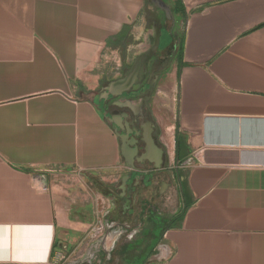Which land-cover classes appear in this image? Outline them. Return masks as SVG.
I'll return each mask as SVG.
<instances>
[{"label": "crops", "instance_id": "crops-1", "mask_svg": "<svg viewBox=\"0 0 264 264\" xmlns=\"http://www.w3.org/2000/svg\"><path fill=\"white\" fill-rule=\"evenodd\" d=\"M136 62L153 88L104 99ZM135 122L160 171L127 166ZM112 227L138 264H264V0H0V264Z\"/></svg>", "mask_w": 264, "mask_h": 264}, {"label": "water", "instance_id": "water-1", "mask_svg": "<svg viewBox=\"0 0 264 264\" xmlns=\"http://www.w3.org/2000/svg\"><path fill=\"white\" fill-rule=\"evenodd\" d=\"M162 9L168 15V8L161 3ZM168 17V16H167ZM160 42V31L155 28L154 42L151 51L154 52L159 47ZM140 65L138 62L126 73L125 77L112 83L111 86L106 88L105 98L107 97H120L123 94L127 95L133 86H136L140 79L137 78V71H140ZM142 77V74H139ZM123 116H109L110 120L117 118L121 121ZM116 124L115 132L120 129V133H116L120 139L121 152L124 160L128 167L132 170L135 169V163L142 165L145 162L152 164V170L157 172L162 168V155L163 150L160 149L153 137V128L150 122L137 125L136 122L133 124L124 123V127H121L118 123ZM139 172V171H138ZM128 180V176L124 177L121 184V190L124 191Z\"/></svg>", "mask_w": 264, "mask_h": 264}, {"label": "rangeland", "instance_id": "rangeland-1", "mask_svg": "<svg viewBox=\"0 0 264 264\" xmlns=\"http://www.w3.org/2000/svg\"><path fill=\"white\" fill-rule=\"evenodd\" d=\"M143 52L144 50L141 49V47H139L135 51V53L140 54H142ZM116 230L117 229H115V227H112L110 230L107 231L109 232L110 237L108 236L109 239L105 238L104 246H102L100 236L105 235L106 229H101V234L95 233V235L92 236L93 239H91V236L89 238H86V243L89 240H92V242L78 247L76 251L71 253L65 260L61 261L63 262L62 264H138L135 261L137 257L130 258L119 255L118 248L121 246L120 238L117 239L116 242L113 241L111 248H109ZM108 242L109 246H106Z\"/></svg>", "mask_w": 264, "mask_h": 264}, {"label": "flooded vegetation", "instance_id": "flooded-vegetation-1", "mask_svg": "<svg viewBox=\"0 0 264 264\" xmlns=\"http://www.w3.org/2000/svg\"><path fill=\"white\" fill-rule=\"evenodd\" d=\"M157 72V65L156 64H152L151 66H150V70H149V73H148V75H143L142 77H140L139 75L137 76V78L138 79H140V81L138 82V91H137V93H136V95L140 92V93H143V92H145V91H147L148 89H152L153 88V86H154V77H155V73ZM132 90V89H131ZM129 95H133V93L132 92H129ZM110 99H111V97L109 96V97H107V99L106 100H109L110 101ZM108 101V102H109ZM145 115H144V118L145 119H147L148 118V116H149V113L148 112H145L144 113ZM139 116H137V118H138ZM139 119H140V121H141V119H142V117L140 116L139 117ZM114 120V122H116L117 121V118H115V119H113ZM146 163V162H145ZM145 163H143L142 165H140V164H137L138 166H143ZM150 165H152L151 163H149Z\"/></svg>", "mask_w": 264, "mask_h": 264}, {"label": "trees", "instance_id": "trees-1", "mask_svg": "<svg viewBox=\"0 0 264 264\" xmlns=\"http://www.w3.org/2000/svg\"><path fill=\"white\" fill-rule=\"evenodd\" d=\"M177 149H178V143L176 141V151H177ZM177 161H178V159H177V154H176V162ZM163 230H164V228H160V234L162 233ZM145 258H146V256L141 258V260L139 261V264H142L145 261Z\"/></svg>", "mask_w": 264, "mask_h": 264}, {"label": "built area", "instance_id": "built-area-1", "mask_svg": "<svg viewBox=\"0 0 264 264\" xmlns=\"http://www.w3.org/2000/svg\"><path fill=\"white\" fill-rule=\"evenodd\" d=\"M67 258V256H65V255H62V254H59L58 255V260H60V261H63V260H65Z\"/></svg>", "mask_w": 264, "mask_h": 264}]
</instances>
